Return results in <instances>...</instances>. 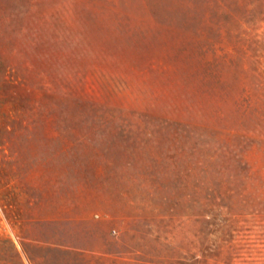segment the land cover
I'll use <instances>...</instances> for the list:
<instances>
[{
    "label": "rangeland",
    "instance_id": "1",
    "mask_svg": "<svg viewBox=\"0 0 264 264\" xmlns=\"http://www.w3.org/2000/svg\"><path fill=\"white\" fill-rule=\"evenodd\" d=\"M0 264H264V0H0Z\"/></svg>",
    "mask_w": 264,
    "mask_h": 264
}]
</instances>
